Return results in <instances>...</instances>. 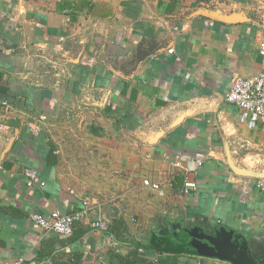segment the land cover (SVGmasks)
<instances>
[{
	"label": "crops",
	"instance_id": "1",
	"mask_svg": "<svg viewBox=\"0 0 264 264\" xmlns=\"http://www.w3.org/2000/svg\"><path fill=\"white\" fill-rule=\"evenodd\" d=\"M263 19L264 0H0V258L125 264L138 247L231 264L187 252L171 227L184 218L264 241V125L226 100L237 76L263 69ZM86 199L70 236L31 218Z\"/></svg>",
	"mask_w": 264,
	"mask_h": 264
},
{
	"label": "built area",
	"instance_id": "2",
	"mask_svg": "<svg viewBox=\"0 0 264 264\" xmlns=\"http://www.w3.org/2000/svg\"><path fill=\"white\" fill-rule=\"evenodd\" d=\"M257 45L263 69L251 77L237 76L231 89L226 94V100L241 110L242 122L251 128L264 125V27L258 31ZM3 104L6 109L9 108L8 102H3ZM175 165L180 167L181 163L177 161ZM26 174L31 179H35L37 176V172L33 169H27ZM143 184L161 196L166 195L167 183L145 178ZM256 184L259 189L264 191V177H259ZM194 189H196V183L186 174L182 189L183 193L190 194ZM91 208L90 201L86 199L83 201L82 207L72 213H63L56 209L49 215L33 212L31 218L38 226L47 231L70 236L74 232L76 223L81 221ZM92 226L98 229H107V224L102 220L93 221ZM0 264H22V260L4 261L0 258Z\"/></svg>",
	"mask_w": 264,
	"mask_h": 264
},
{
	"label": "water",
	"instance_id": "3",
	"mask_svg": "<svg viewBox=\"0 0 264 264\" xmlns=\"http://www.w3.org/2000/svg\"><path fill=\"white\" fill-rule=\"evenodd\" d=\"M221 12L218 9L203 7L197 13L224 22L236 20L235 12L228 14ZM262 27H264V21ZM196 216L190 215L194 219ZM185 223L190 225H184ZM177 226L181 229L183 240H188L189 245L195 249V254L201 257L200 261L203 263L208 259H220L231 264H264V249L261 252L253 251L249 239L235 228L216 221L201 227L198 223H193L191 218L171 224L173 229ZM174 235L176 236L175 233Z\"/></svg>",
	"mask_w": 264,
	"mask_h": 264
},
{
	"label": "trees",
	"instance_id": "4",
	"mask_svg": "<svg viewBox=\"0 0 264 264\" xmlns=\"http://www.w3.org/2000/svg\"><path fill=\"white\" fill-rule=\"evenodd\" d=\"M118 221L121 222L122 220H118ZM110 228H111V225H110ZM173 242L174 241H172V243ZM184 249L187 252L195 254V249L189 245L188 240L185 243ZM125 258H126L125 264H180L178 255H171V254L162 252L161 255H159V257H157L156 259H153L147 251L144 253L139 252L138 247L132 250V252Z\"/></svg>",
	"mask_w": 264,
	"mask_h": 264
},
{
	"label": "flooded vegetation",
	"instance_id": "5",
	"mask_svg": "<svg viewBox=\"0 0 264 264\" xmlns=\"http://www.w3.org/2000/svg\"><path fill=\"white\" fill-rule=\"evenodd\" d=\"M184 219L186 220V218H184ZM178 235L181 237L180 232L178 233ZM259 239H261V238H259ZM251 248L253 251H256V252L260 251L261 252V250L264 249V241L263 240H256L254 242L252 241L251 242Z\"/></svg>",
	"mask_w": 264,
	"mask_h": 264
}]
</instances>
